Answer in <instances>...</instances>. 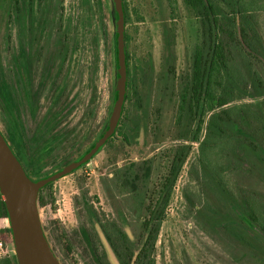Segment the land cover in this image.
Wrapping results in <instances>:
<instances>
[{
	"label": "rangeland",
	"instance_id": "obj_1",
	"mask_svg": "<svg viewBox=\"0 0 264 264\" xmlns=\"http://www.w3.org/2000/svg\"><path fill=\"white\" fill-rule=\"evenodd\" d=\"M126 3V47L132 78L124 117L109 145L43 192L45 202L38 211L50 247L60 264H95L79 236L81 218L92 209L106 228L118 224L114 202L137 233L138 203L120 186L115 173L132 162L151 159L149 187L156 188L165 174L170 149L186 143L191 145L190 152L165 211L151 255L154 264H261L214 224L211 212V208L226 210L215 189L217 177L237 199L264 201V186L256 171L239 165L238 158L222 150L220 144L210 141L201 147L210 114L198 142L185 134V122H177L178 95L200 40L199 21L182 0ZM222 7L229 11L224 4ZM109 11L110 2L103 20L108 34L113 31ZM99 19L96 0H0V61L21 102L24 135L29 139L51 113L56 119L45 137L62 138L46 159L43 173L53 171L75 145L78 151L86 150L108 119L115 68L111 39L105 41ZM22 47L30 60L28 89L33 107L24 100L22 81L11 63ZM231 52L234 73L245 83L259 68L238 45L231 43ZM62 85L65 89L57 93ZM132 91L137 92L140 103ZM253 101L239 95L228 107ZM0 130L5 133L1 106ZM122 134L129 143L123 142ZM72 157L78 155L73 152Z\"/></svg>",
	"mask_w": 264,
	"mask_h": 264
},
{
	"label": "trees",
	"instance_id": "obj_2",
	"mask_svg": "<svg viewBox=\"0 0 264 264\" xmlns=\"http://www.w3.org/2000/svg\"><path fill=\"white\" fill-rule=\"evenodd\" d=\"M109 2L110 0H96V6L100 14V31L105 41L111 39L112 61L116 70L118 67L117 35L113 31L108 34L103 22L105 8L107 9ZM182 3L199 21L200 40L193 50L190 73L178 95L177 122H185V127L188 128L185 134L190 135L192 142H198L205 117L210 114L206 122V136L201 142V147L209 145L210 141L220 144L222 150L238 158L239 165L256 171L258 181L264 186V0H182ZM223 4L230 12L224 11ZM122 7L126 25L129 20L126 0H122ZM108 16L114 25L117 18L114 9L111 8ZM127 40L125 31L126 101L129 100L132 78L126 47ZM231 43L238 45L259 68L248 75L245 83L238 78L239 75L234 73L231 64ZM11 63L22 81L24 100L33 107L35 102L28 89L30 60L23 47L20 55L17 58L13 57ZM114 77L116 78L117 75L114 74ZM132 95L137 103L141 102L136 91H132ZM239 95L254 101L241 106L228 107ZM116 97L117 92L113 84L111 103L116 100ZM20 105V99L11 84L7 82L0 61V106L5 133L1 130L0 132L21 163L27 177L33 181L46 178L68 165L75 160L72 157L73 152L78 156L88 152L101 137L102 132L84 151H78L75 145L73 152L65 155L53 171L43 173L47 164L46 159L49 158L55 144L62 140L59 136L45 137L56 116L49 113V117L38 130L26 139L20 120ZM124 113L125 105L122 118ZM120 125L121 121L104 147L111 143ZM106 128L107 121L103 130ZM138 128V123H133L135 135ZM122 138L124 143H129L125 134H122ZM190 148V144L181 143L170 149V160L165 174L156 188L149 187L152 175L151 159L132 162L115 173L120 186L126 189L138 203L137 233L132 231L116 202L113 203V207L118 224L114 222L108 228L104 226L97 213L89 209L82 215L79 236L95 264H154L151 255L174 186L187 160ZM241 153L243 156H238ZM214 181L219 198L226 206L224 212L211 208L214 224L247 250L255 261L264 264V201L254 197L237 199L227 190L221 178L217 177ZM52 185L53 183L39 190L38 208L45 202L43 192ZM108 194L112 197L110 190ZM0 214L6 215L3 202H0ZM43 231L50 243L44 228ZM9 233L11 235L10 230ZM51 250L55 254L53 248ZM1 264H17V262L15 256H12L2 260Z\"/></svg>",
	"mask_w": 264,
	"mask_h": 264
},
{
	"label": "water",
	"instance_id": "obj_3",
	"mask_svg": "<svg viewBox=\"0 0 264 264\" xmlns=\"http://www.w3.org/2000/svg\"><path fill=\"white\" fill-rule=\"evenodd\" d=\"M117 18L113 32L117 35V60L114 80L117 92L107 119V128L93 147L52 175L33 181L0 132V196L9 219L17 264H60L44 234L37 207L41 188L55 183L90 162L113 136L122 118L126 101L127 71L125 58V20L122 0H110Z\"/></svg>",
	"mask_w": 264,
	"mask_h": 264
},
{
	"label": "built area",
	"instance_id": "obj_4",
	"mask_svg": "<svg viewBox=\"0 0 264 264\" xmlns=\"http://www.w3.org/2000/svg\"><path fill=\"white\" fill-rule=\"evenodd\" d=\"M0 202H2L1 196ZM9 230L10 224L7 215L0 214V264L2 260L14 256V244Z\"/></svg>",
	"mask_w": 264,
	"mask_h": 264
},
{
	"label": "flooded vegetation",
	"instance_id": "obj_5",
	"mask_svg": "<svg viewBox=\"0 0 264 264\" xmlns=\"http://www.w3.org/2000/svg\"><path fill=\"white\" fill-rule=\"evenodd\" d=\"M65 86H61V89H58V92L57 93H59V91H63L65 88H64Z\"/></svg>",
	"mask_w": 264,
	"mask_h": 264
}]
</instances>
